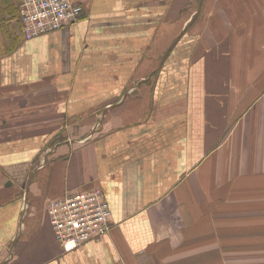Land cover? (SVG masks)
<instances>
[{"label": "crops", "instance_id": "1", "mask_svg": "<svg viewBox=\"0 0 264 264\" xmlns=\"http://www.w3.org/2000/svg\"><path fill=\"white\" fill-rule=\"evenodd\" d=\"M81 2L25 40L0 0V264H264V0ZM98 186L65 252L49 203Z\"/></svg>", "mask_w": 264, "mask_h": 264}, {"label": "built area", "instance_id": "2", "mask_svg": "<svg viewBox=\"0 0 264 264\" xmlns=\"http://www.w3.org/2000/svg\"><path fill=\"white\" fill-rule=\"evenodd\" d=\"M25 40L52 33L79 22L81 0H14ZM55 237L65 252L110 233L112 209L102 187L68 193L49 203Z\"/></svg>", "mask_w": 264, "mask_h": 264}, {"label": "trees", "instance_id": "3", "mask_svg": "<svg viewBox=\"0 0 264 264\" xmlns=\"http://www.w3.org/2000/svg\"><path fill=\"white\" fill-rule=\"evenodd\" d=\"M3 1H6L7 3L6 4H8L9 3V0H3ZM9 7H10V5H9ZM11 8V7H10ZM2 11H1V9H0V18L2 17ZM82 16V14H80V17Z\"/></svg>", "mask_w": 264, "mask_h": 264}]
</instances>
